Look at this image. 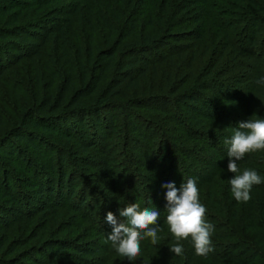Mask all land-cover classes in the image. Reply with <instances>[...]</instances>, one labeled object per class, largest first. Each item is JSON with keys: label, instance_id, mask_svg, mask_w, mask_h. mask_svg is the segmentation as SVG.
<instances>
[{"label": "trees", "instance_id": "trees-1", "mask_svg": "<svg viewBox=\"0 0 264 264\" xmlns=\"http://www.w3.org/2000/svg\"><path fill=\"white\" fill-rule=\"evenodd\" d=\"M56 1L0 0V83L11 86L10 92L18 98L14 106L19 110L17 119L8 122L0 108V156L10 164L27 166V172L33 176L22 181L36 193L34 202H27L25 196L17 194V180L11 178L12 184H8L0 177L2 197L16 206L15 209L0 208V264L30 261L59 264L60 259L70 258L68 250L86 256L99 253L96 242L77 247L71 239L61 236L73 227L79 232L84 224L105 221L108 212L117 217L125 207L126 203L120 199V185L127 174L122 177L123 171H120L115 175L114 165L107 157L111 144L104 137H111L116 128V136L126 141L122 147L128 145L142 153L147 170L155 177L164 169L162 183L158 185L166 196L164 184L174 183L180 188L189 178H196L200 189L208 182L201 170L191 168L190 172L184 167L186 162L192 161L205 164L208 157L205 160L198 155L207 153L208 145L217 151L223 149L217 144L219 135L226 136L221 127L228 125L229 130L234 131L240 122L253 116L264 119V85L258 83L264 78V69L260 62L252 59V56L264 58V53L259 51L262 41L258 39L257 29L264 25L261 15L264 0L227 3L225 0H89L86 5L74 6L70 12L73 19L55 28L37 23L36 28L42 30L41 35H37L39 43L25 41L23 37L31 34V23H25L31 11L39 12ZM221 1L231 9L222 6ZM245 3L257 9L260 15L249 13L243 17L234 13L233 9ZM208 16L213 26L223 33L224 42L218 46L215 45L217 39L209 38L212 28L206 22ZM230 17L236 20L227 21ZM242 19L248 27L239 36L234 24L240 25ZM81 30L92 48L95 42L103 48L98 51L91 48L87 53L81 49L76 53L73 42L81 40ZM51 32L56 34L62 57L58 61L47 58L45 62L42 49ZM18 38H21L19 42ZM3 56L11 57L5 61ZM27 58L32 66L30 77L17 84L4 76L12 59L19 65L29 62ZM243 64L256 70L257 82L253 87L249 85L248 74L238 70ZM225 65L232 69L225 71ZM17 85L30 88L26 91L27 98L24 91L17 92ZM242 87H247L250 94L246 95ZM210 94L227 103H221L224 108ZM225 108L236 114L235 120L239 123L228 120ZM151 113L160 114L158 119L161 115L165 117L164 121L160 120L164 128L177 125L185 131L188 140L197 145L169 147L171 137L166 136V131L171 130L165 131L151 121L147 116ZM211 123L215 124L214 129ZM143 131H153L158 137L155 151L161 149V153H156L155 160L150 151L155 146L154 138L144 144L130 135L139 137ZM58 142L65 143L66 149ZM97 150L102 153L99 163L92 157ZM30 151L38 159H44L46 165H37L28 154ZM165 152L170 154L167 158L171 156L170 166L163 155ZM244 159L247 161L244 169L256 170L264 181V170L252 166L256 159L250 156ZM83 162L89 166L98 164L93 170L99 177H107L108 184L103 185L109 187L111 199H96L93 183L84 178ZM256 162V166L264 168V161ZM225 170L218 168V175ZM136 184L134 175H130L125 184L127 198L132 199V194L137 192ZM206 193L210 204V209L206 208V219L215 229L214 251L206 257L196 255L189 238L191 250L187 263L184 255L170 253L175 258L172 261L177 264H195L200 260L207 264H218L215 260L228 264H264V182L253 186L252 198L247 203L236 201L231 191L214 197L209 189ZM209 197L214 198L212 203ZM230 202L232 217L226 207ZM136 203L141 204L139 199ZM128 204L129 201L126 206ZM164 217L159 222L166 221L167 216ZM8 218L16 219L17 223L10 224ZM245 224L247 229L243 231ZM167 240L175 243V237H167ZM107 242L110 243L108 239ZM37 255L41 256L39 260L35 258ZM81 261L87 264L84 259ZM127 263L136 264L128 259ZM162 264L172 263L164 258Z\"/></svg>", "mask_w": 264, "mask_h": 264}, {"label": "rangeland", "instance_id": "rangeland-1", "mask_svg": "<svg viewBox=\"0 0 264 264\" xmlns=\"http://www.w3.org/2000/svg\"><path fill=\"white\" fill-rule=\"evenodd\" d=\"M89 0H57L52 6H48V8H44L43 10L39 11V12H33L31 11V13L29 14L28 19L26 20L25 23L30 22L31 23V27H29L31 30V34L30 35H26L23 37V39L25 41H31L28 43H39V36L37 35H41V31L39 28H36V25H38L37 23H40L42 25H45L47 28L48 27H56L58 25H60V23H62L63 21L67 20V19H73L72 14H70L71 11H73V7L76 5H86V3ZM230 0H225V3H227ZM223 3V4H222ZM221 5L222 6H226L224 5V2L221 1ZM263 6V10H264V4H262ZM225 8L231 9L228 6H226ZM249 9V11H247ZM234 13H238L243 15H249V13H254V14H259L257 12V9H255L254 7L250 6L249 4H242L240 6L239 9L235 8L233 9ZM231 11V10H230ZM252 11V12H251ZM260 15V14H259ZM261 15L264 16V11L261 12ZM235 18V17H233ZM232 17L228 18L227 21H233L236 20L233 19ZM225 19V18H224ZM244 19V18H243ZM239 21L240 25L234 24L235 29H237V32H239V36L241 34H243V32L245 31L246 27H248V24L244 23V20ZM146 18L142 19V22H145ZM226 20V19H225ZM209 22V28L211 29V35H210V40H216L215 45L218 46L219 43H223V33L219 32V29L216 26H213V22L212 20L209 18V16L207 17L206 22ZM203 22V21H202ZM236 22V21H235ZM23 23V22H22ZM23 23V24H25ZM79 27V26H78ZM262 28V29H261ZM261 28H257L258 29V39L259 41H262L261 46L259 47V51L261 50L262 53H264V25ZM50 30L53 28H49ZM45 32V31H44ZM54 32H51L49 34V36L47 37V42L45 43L42 51L45 54V62L47 60V58H55L56 61H58V59H60V57H62V52L60 50V45L57 42L56 39V34H53ZM79 34L82 35L81 40H75L73 42V44L75 45V50L76 53L79 50H83V53H87L88 51H90V49L92 48V44H90V40L87 39V35H84L82 30L79 31ZM21 38L17 39V42L20 41ZM99 42H95L93 44L92 49H94L95 51H98L99 49L103 48L102 44H99ZM25 52V51H24ZM16 53V52H15ZM18 53V52H17ZM31 56V55H30ZM28 56V57H30ZM5 57V61H7V59H9V57L11 56H3ZM254 59V61L260 62V64L262 65V68L264 69V58H258V57H254L252 56ZM262 59V61H261ZM28 61H23V63L21 64H17L15 65V61L12 59L11 62L9 63V65L6 67V74L4 75L5 77L9 78L10 80L17 82L24 79L26 77H30V74L32 72L31 68V62H30V58H27ZM260 60V61H259ZM253 61V62H254ZM246 64V63H245ZM245 64H243V66H241L240 68H238V70H241V73L243 74H248V82L250 83V86H254L255 82L257 78H255L254 76L256 75V70H254L252 67H246ZM224 70L228 71L232 68L226 67V65L223 67ZM260 70V69H259ZM230 78L231 76H226V78ZM231 82V81H230ZM232 83V82H231ZM10 87L11 86H7L5 84H1L0 83V108L4 113V116L6 119H8V122L11 121V119H17V113H18V109L17 106H14V104L16 103L15 100H17V96H14V93L10 92ZM25 87V85H24ZM21 87L19 85H17V92L22 94V91H24V97L27 96L26 91L30 88H24ZM243 92H245L246 95L250 94V92L247 90V87L244 88L242 87ZM211 95V94H210ZM27 98V97H26ZM211 98L217 102L218 105H220V107L224 108L223 105H221V103H225L222 101H219L215 95H211ZM232 104H234V102H230ZM227 104V103H225ZM225 107H230V106H225ZM232 108L234 106H231ZM226 112L228 114V120L235 122V123H239L238 119L235 120V116L236 114L232 113L230 110H228V108L226 109ZM228 110V111H227ZM16 111V113H15ZM146 115V114H145ZM160 114L157 115H153L151 114H147L148 118H150L151 121L158 123L159 127H163L162 122H160V120L163 119L164 121V116H160V118L158 119L157 117H159ZM162 117V118H161ZM237 117V116H236ZM120 123H121V119H120ZM119 123V124H120ZM166 123V121H165ZM167 123H169L167 121ZM10 125V123H9ZM210 126H212V128L214 129L215 124L213 125L212 123L210 124ZM164 130H171V132L169 133L168 131L166 136L167 137H171L170 141H169V147H173L174 149L177 147H182V146H186V147H193L194 145H197L195 142H192L191 140H188V137L185 133V131L181 130L179 127L177 128V125L175 124H171L170 126L166 125ZM220 130H223V134L226 135L224 138L222 136L219 135V138H217V144H219V146H222L223 149H219L214 150L213 147H211L212 145H208V149H207V153H205L204 155H198V157H202L203 159H207L206 156L208 157V160H206L205 164L203 161H198V162H194L192 161L190 162H186L185 163V169H187V171L191 172V168L192 169H197V170H201L203 172V175L205 176V178L208 180L207 183H205V185L200 188V201L201 203L206 207L209 208L210 204L207 200V193L206 190L209 189L210 191H212V195L213 197L222 195V194H227L230 193L231 191V185L229 183V181L231 179L234 178V174L228 171V163H229V157L227 156V146L225 145L224 141L225 139H230L232 134H233V130H229L228 125H225V127H221ZM118 133V128L115 129V132L111 135V137H109L110 135H104L105 140H108L107 142H109L111 145L107 148V157H109V161L112 165H114L113 170L115 171V175L119 174L120 171H123L122 173V177L125 176L126 174V178L124 180V182H121L120 185V194L122 195V197L119 198L122 200V203H126L129 201V203H136V201L139 199L140 201V206L141 208L144 207H148V208H153L155 207L158 211L161 212L160 214V219L159 220H163L165 217L167 216V202L166 200V196H164V189H162L158 183H162V172H164V169H161L159 172V177H155L154 174H152L151 171L147 170V163L145 162L144 158H143V154L138 152L137 150H133L131 148V146H123V144H125L126 141H122L121 137H117ZM145 134V135H144ZM120 135V134H119ZM124 135V133H123ZM132 136V138L139 140L141 143L150 142L152 141L151 139L154 138V143L155 146L150 149V151L152 152V156L151 158L153 160H155V155L156 153L160 152L161 153V149H159V151H155L156 149V143L158 145L159 141H158V137L154 134L153 131H150L149 133H145V131H143L142 133H140L141 136L137 137L134 134H130ZM115 136V137H114ZM145 136V137H144ZM104 137L102 139H104ZM166 137V138H167ZM145 138V139H144ZM169 139V138H168ZM59 145H61L63 148H65V143L63 142H58ZM153 143V145H154ZM216 143V142H215ZM204 145V144H203ZM21 146V145H20ZM214 146V145H213ZM67 147V146H66ZM203 147V146H202ZM69 149V147H67ZM66 149V148H65ZM149 150V149H148ZM78 152V150H76ZM169 152V151H168ZM154 153V154H153ZM30 156H32V158L34 159L35 163L37 165H46L44 159H38L36 157V155H33V153L30 151L28 153ZM167 154L170 155L169 153L163 154L165 155L167 162L168 159L171 156H168L167 158ZM196 154H199L196 153ZM57 155V154H56ZM82 155V154H81ZM157 156V155H156ZM247 157L250 156L252 159H256V160H262L264 161V151H260V152H256V153H251V154H247ZM93 158H96L97 163H99L100 160H102V153L100 152V150H97L95 153L92 154ZM180 157V156H179ZM57 158V156H56ZM72 159V158H71ZM70 159V160H71ZM73 160V159H72ZM256 160L254 161V163L252 164V166H254L256 169H261L264 170V168H261L260 166H256L258 165ZM246 159H243L241 161L238 162L239 167L241 168V171H243L244 166L243 164L246 163ZM169 164V162L167 163V165ZM212 164V165H211ZM166 165V167H167ZM78 167H80L77 164ZM94 166H98V164H95ZM94 166H89L87 163L83 162L81 165V169L84 170L85 172H83L84 174V178L86 180V182H92L93 184L92 187L95 188V194L97 196L96 199L98 200H105L108 199L111 195L109 187L106 185H103L104 182L106 184H108V179L107 177L103 176L99 177L98 176V172L96 170H93ZM170 166V165H168ZM165 167V166H163ZM225 168L226 170L224 171V174H220L218 175L217 173V169L218 168ZM92 169V170H91ZM250 169V168H249ZM167 170V169H166ZM27 171L28 168L27 166H23L17 163H8L7 159H5L4 157L0 156V177L3 178V180L5 179V181L7 180L8 184H12V179L17 180L18 184H17V194H19L20 196H25L26 199L25 201H33V198L36 197V193L33 191V189L30 188H26L27 187V182L26 181H22L25 180L26 178H31V174H29ZM113 171V172H114ZM174 173V172H173ZM91 174H94L93 176H91ZM176 173H174L175 175ZM134 175V178L136 179V187H137V192L133 193L132 196L133 198H127L128 197V193L127 190L128 188L126 187V183L128 182L129 176ZM12 178V179H11ZM183 176L182 178H180L181 180H183ZM99 179H103L100 181V183L98 182ZM168 179V178H167ZM196 179V178H194ZM169 180V179H168ZM170 180H172L170 178ZM167 181V180H166ZM197 183L198 180L196 179ZM2 183V182H1ZM27 183V184H26ZM125 185V187H123V185ZM181 184V183H180ZM179 188V187H178ZM255 194V193H253ZM143 195H146L147 198H144ZM143 200H142V197ZM210 198L211 203L213 202V199ZM133 199H135L136 201H134ZM126 204H124V206L126 207ZM232 202H230L229 204H226V207L229 209L232 206ZM0 208L2 209H15L16 206L15 204H11L10 202H7L6 199H4L0 193ZM210 209V208H209ZM227 209V210H228ZM208 211V210H207ZM229 211L231 213H229V216L232 217L233 213H232V209H229ZM41 216V214H38V216ZM70 216V214H69ZM10 220V224H14L17 223V220H13L11 218H8ZM117 219H120V215L117 216ZM79 223H82L81 220L78 221ZM94 224L96 225L94 228ZM83 225V224H82ZM160 227L163 229L162 232L159 233L160 236V240L158 242L157 245H152L150 244L151 241L150 239H148V241H142L141 243V247H142V253L141 256H139L135 261H133L136 264H162L163 263V259L167 258L169 260V262H171L172 264H177L176 262H173L172 260H174V256L170 253H172L169 249V247H171L173 244L171 242H169L167 240V237H169L170 239H172V237H174L168 228L167 222L166 221H162L159 222ZM238 225L241 226L240 223H238ZM247 224L244 225L243 227V231L247 229ZM74 229H70L69 232H65L62 234L61 237H67L69 239H71V243L76 245L77 247H82L85 244L83 243H89V242H96L98 243V247H99V253L93 255V256H86L84 254H81L79 252H76L75 250H68V254L70 256V258H66V259H60L59 264H82L81 259H84V263L87 264H128L127 263V258L125 257H121L119 256L114 247L112 246L111 242H107V235L109 233L112 232V227L110 224L107 223V219H105V221L100 223L99 221H95V222H89L87 224H84V226H81V230H79V232L76 230L75 227H73ZM94 228V229H93ZM96 229V230H95ZM74 231V232H73ZM81 231V232H80ZM99 232H101V234H99ZM79 236L81 238H79ZM189 241H181L180 243L183 244L184 247V261L187 263L188 257H189V253H190V246H189ZM76 248V247H75ZM41 256H36V259H40ZM210 257L212 260H215L214 255L210 254ZM79 258L80 262L75 261V259ZM214 262L218 263V264H228L225 262H219V260H215ZM195 264H207L205 261L200 260V261H195ZM26 264H35L33 262H26ZM184 264V263H183Z\"/></svg>", "mask_w": 264, "mask_h": 264}, {"label": "clouds", "instance_id": "clouds-1", "mask_svg": "<svg viewBox=\"0 0 264 264\" xmlns=\"http://www.w3.org/2000/svg\"><path fill=\"white\" fill-rule=\"evenodd\" d=\"M264 85V78L258 81ZM229 157L228 171L234 173L229 181L234 199L247 203L251 200L253 186L260 185L261 175L253 169L241 171L238 162L247 154L264 151V119L253 116L239 123L230 139L224 140ZM166 191L167 217L166 222L175 243L169 247L176 256L184 253L181 241L191 239L195 254L206 257L214 251L212 235L214 226L206 219L207 209L200 201V189L194 178L183 182L178 189L174 183L162 185ZM120 219L107 213V223L112 232L107 235L116 253L135 261L142 253L141 243L150 239L157 245L163 229L159 225L160 212L155 208H141L139 203H129L119 211Z\"/></svg>", "mask_w": 264, "mask_h": 264}]
</instances>
